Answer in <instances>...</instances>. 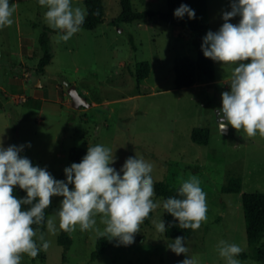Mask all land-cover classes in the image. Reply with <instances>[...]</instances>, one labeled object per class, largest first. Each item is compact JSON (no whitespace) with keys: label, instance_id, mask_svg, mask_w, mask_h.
Segmentation results:
<instances>
[{"label":"rangeland","instance_id":"374dc122","mask_svg":"<svg viewBox=\"0 0 264 264\" xmlns=\"http://www.w3.org/2000/svg\"><path fill=\"white\" fill-rule=\"evenodd\" d=\"M103 22L93 30L82 29L67 41L57 42L58 32L45 21L46 7L38 0H9L15 4L13 24L0 29V145L24 146L22 157L46 168L54 179L66 180L64 170L72 148L102 145L111 149L117 172L129 157L142 158L153 165L154 184L180 185L195 176L206 193L207 219L185 238L186 255L198 264H226L218 254L221 240L248 250L242 194L264 192V138L247 137L241 129L219 131L217 109L222 93L230 91L232 67L215 64V81L178 89L174 85V60L196 59L192 40L182 30L164 22L156 14L144 20L112 25L120 13L119 0H103ZM234 0H207L210 31L223 25V13L231 11ZM138 11L163 12L167 0H132ZM73 5L85 9L81 0ZM86 11V9H85ZM240 17L229 21L238 24ZM48 29L51 61L37 70L42 51L39 36ZM147 61L150 73L138 80L136 65ZM244 63H250L245 61ZM225 80V81H224ZM74 87L75 96L68 89ZM25 97V101H22ZM210 131L209 141H192L194 128ZM231 177L241 178L239 193L222 192ZM69 185V189H73ZM63 197H52L53 212L37 230L34 240L41 247L44 234L49 248L37 257L23 255L20 264H181L186 259L168 247L175 239L156 230L163 221L160 206L152 211L131 245L112 239L105 252L92 260L101 217L92 230L69 233L71 245L64 250L56 233L47 229V219L59 211ZM264 249V238L259 244ZM64 256V259H63ZM240 264H264V258L239 259Z\"/></svg>","mask_w":264,"mask_h":264},{"label":"clouds","instance_id":"9594fccd","mask_svg":"<svg viewBox=\"0 0 264 264\" xmlns=\"http://www.w3.org/2000/svg\"><path fill=\"white\" fill-rule=\"evenodd\" d=\"M38 2L47 8V25L58 30V43L69 41L81 30L86 11L80 5L74 6L73 0ZM15 10L14 3L0 0V29L13 24ZM185 15L195 18L194 10L182 4L174 16L182 19ZM236 16L240 17L239 23H229ZM222 18L220 29L209 31L202 43L205 58L233 68L230 91L222 93V108L216 110L219 131L226 133L231 126L237 132L242 129L249 138L257 134L264 138V0H234L231 11L224 12ZM23 148L0 145V264H20L23 255L35 258L41 247L47 251L50 245L43 233L39 235L41 247L37 246L33 225L43 224L52 197L63 199L59 211L47 219L49 233H56L57 217L59 229L70 233L77 226L82 232L92 230L99 215L105 225L103 231L96 229L99 235L125 246L134 242L150 212L160 206L153 201V165L142 158H127L117 172L110 166L115 163L111 149L88 147L80 163L65 168L66 180L59 181L46 168L33 166L22 157ZM69 185L74 186L72 190ZM16 186L26 192L25 198L14 196ZM178 197L164 200V210L179 222L180 229L198 230L207 219L206 193L198 178L191 176L184 181ZM23 206L29 207L24 210ZM156 230L166 231L164 221L156 222ZM184 241V237H177L168 247L177 256L187 257L181 264H198L196 258L186 255ZM217 250L226 264H240L235 259L242 251L238 245L221 240Z\"/></svg>","mask_w":264,"mask_h":264},{"label":"trees","instance_id":"16d2710c","mask_svg":"<svg viewBox=\"0 0 264 264\" xmlns=\"http://www.w3.org/2000/svg\"><path fill=\"white\" fill-rule=\"evenodd\" d=\"M120 1V13L110 23L117 25L119 23H130L133 21L144 20L148 17H152L156 14L164 22L178 26L182 30L183 37L188 40H192L196 52V59H191L187 56L179 57L174 60V85L176 88L191 87L196 84L213 82L215 80V64L211 59L205 58L202 51L203 38L210 31V21L208 15V3L207 0H167L166 10L163 12L154 10L138 11L133 7L132 0H119ZM86 9L85 22L81 26L82 29L93 30L99 24L103 22L104 18V2L103 0H81ZM182 4L187 5L190 9L194 10L195 18L189 19L185 15L182 19H178L174 16V12ZM49 29V28H48ZM47 28L39 36V46L42 51V56L39 59L37 70L44 71L45 66L51 61L52 54L48 48V35ZM53 32L58 30L49 29ZM150 73V65L147 61L139 62L136 65V77L138 80H143L148 77ZM210 137V131L205 127L194 128L191 132V139L193 142L205 145L208 143ZM88 148H72L69 151V160L73 163H80L83 157L87 154ZM32 165L34 162L28 158ZM122 175V173H121ZM151 175V174H150ZM242 180L241 178L231 177L226 186L222 188V192L226 193H239L241 191ZM178 189L175 187H169L164 182H156L154 184L155 196L162 198L163 201L169 197H178ZM14 196L18 199L26 197V192L21 190L19 186H16L13 191ZM242 206L244 211V221L246 227V237L248 243V250L241 252L238 256L239 259H263L264 249L259 244L264 238V192H252L242 194ZM29 206H23L24 210H27ZM53 212V205L45 210V221L42 225H33V228L42 227L48 215ZM152 212H150L148 218L145 220L148 223ZM163 221L165 223L166 231L164 235L167 238L176 239L177 237L188 238L191 236L192 229H180L179 222L175 220L170 214H168L163 208ZM58 244L63 247L64 250H68L71 245V238L68 232L61 230L58 236ZM112 244V240L109 237H99L96 242V250L93 252L91 259L94 260L102 255L105 250ZM64 259V256H63Z\"/></svg>","mask_w":264,"mask_h":264},{"label":"water","instance_id":"95a60500","mask_svg":"<svg viewBox=\"0 0 264 264\" xmlns=\"http://www.w3.org/2000/svg\"><path fill=\"white\" fill-rule=\"evenodd\" d=\"M68 91H69V93L72 95V97L75 96L76 92H75V90H74V87H70V88L68 89Z\"/></svg>","mask_w":264,"mask_h":264},{"label":"built area","instance_id":"2783aa9c","mask_svg":"<svg viewBox=\"0 0 264 264\" xmlns=\"http://www.w3.org/2000/svg\"><path fill=\"white\" fill-rule=\"evenodd\" d=\"M22 101H25V97H22V99H21Z\"/></svg>","mask_w":264,"mask_h":264},{"label":"crops","instance_id":"0c3cea01","mask_svg":"<svg viewBox=\"0 0 264 264\" xmlns=\"http://www.w3.org/2000/svg\"><path fill=\"white\" fill-rule=\"evenodd\" d=\"M214 81H215V80H214ZM214 81H213V82H214ZM224 81H225V80H224ZM196 85H198V84H196Z\"/></svg>","mask_w":264,"mask_h":264}]
</instances>
